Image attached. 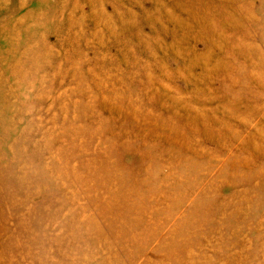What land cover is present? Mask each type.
<instances>
[{
    "label": "rangeland",
    "instance_id": "374dc122",
    "mask_svg": "<svg viewBox=\"0 0 264 264\" xmlns=\"http://www.w3.org/2000/svg\"><path fill=\"white\" fill-rule=\"evenodd\" d=\"M0 264H264V0H0Z\"/></svg>",
    "mask_w": 264,
    "mask_h": 264
}]
</instances>
